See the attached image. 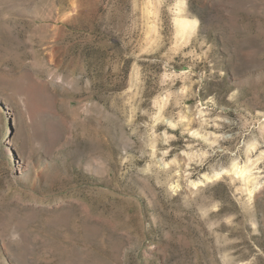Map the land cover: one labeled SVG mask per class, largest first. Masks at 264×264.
<instances>
[{
    "label": "rangeland",
    "instance_id": "374dc122",
    "mask_svg": "<svg viewBox=\"0 0 264 264\" xmlns=\"http://www.w3.org/2000/svg\"><path fill=\"white\" fill-rule=\"evenodd\" d=\"M0 264H264V0H0Z\"/></svg>",
    "mask_w": 264,
    "mask_h": 264
}]
</instances>
